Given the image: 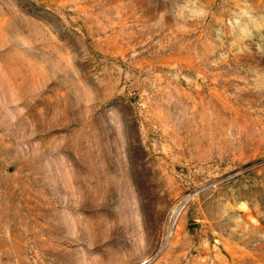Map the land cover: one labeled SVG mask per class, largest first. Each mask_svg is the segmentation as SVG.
Wrapping results in <instances>:
<instances>
[{
  "label": "rangeland",
  "instance_id": "obj_1",
  "mask_svg": "<svg viewBox=\"0 0 264 264\" xmlns=\"http://www.w3.org/2000/svg\"><path fill=\"white\" fill-rule=\"evenodd\" d=\"M0 264H264V0H0Z\"/></svg>",
  "mask_w": 264,
  "mask_h": 264
}]
</instances>
